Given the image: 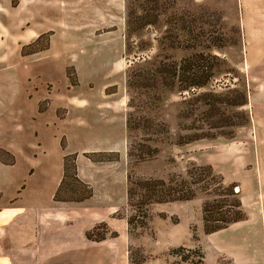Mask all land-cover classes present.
<instances>
[{
    "label": "rangeland",
    "instance_id": "rangeland-1",
    "mask_svg": "<svg viewBox=\"0 0 264 264\" xmlns=\"http://www.w3.org/2000/svg\"><path fill=\"white\" fill-rule=\"evenodd\" d=\"M256 46L264 49V0H0V203L23 211L57 206L62 157L80 151L77 176L91 187L88 204L98 208V218L118 233L130 217L136 225L145 220L135 236L159 255L168 243L188 241L185 215H191L195 239L200 232L206 247L204 264H213L210 243L217 235L206 241L203 204L218 198L212 191L220 186L230 193L252 181L248 169L262 178L264 57ZM157 74L171 75L172 83L152 85ZM199 74L202 84L187 85L186 76ZM130 75L139 85H128ZM104 93L123 102L111 133L98 109ZM78 99L89 107L66 108ZM128 118L136 129L128 128ZM201 132L215 136L177 144ZM138 142L158 148L157 155L130 157V143ZM203 165L221 179L219 186L197 170L203 181L191 200L150 203L144 218L130 205L132 180L174 174L189 181L187 170ZM133 190L135 201L140 191ZM161 214L181 221L167 225ZM171 250L165 256L185 262ZM129 252L133 261L144 259L139 248ZM181 253L203 257L200 245Z\"/></svg>",
    "mask_w": 264,
    "mask_h": 264
},
{
    "label": "crops",
    "instance_id": "crops-1",
    "mask_svg": "<svg viewBox=\"0 0 264 264\" xmlns=\"http://www.w3.org/2000/svg\"><path fill=\"white\" fill-rule=\"evenodd\" d=\"M254 43L256 45V42ZM258 47H254L256 48L254 53L259 50ZM259 51L264 57L262 54L264 49ZM245 54H247L246 51ZM245 57L246 61L249 60L247 55ZM103 96L104 98L100 96L101 100L98 101V109L105 111L102 119L111 124V127L108 126L111 133L114 122L113 115L119 112V107L123 102L116 97V93H104ZM262 96L264 97V94ZM65 106L82 111L89 107V103L85 104L78 99L71 104L66 103ZM259 133L263 135L264 126L259 129ZM112 148L107 147L106 149L111 151ZM73 153L76 154L77 171L80 173V153L82 152L74 151ZM259 169L257 172L262 178L256 180L251 170L248 169L252 175V181L249 180L251 185L249 182L245 186L240 182L235 185L238 187L245 218L230 223L220 230L211 233L203 232L206 234V241L217 235L210 243L213 251V264H264V173L262 172L264 166H259ZM88 199L65 206L62 205L64 203L54 202L57 206L52 208L30 205L24 211L20 207H8L0 203V264H179L174 263V258L171 255L165 256L164 252L177 247L191 249L195 245H200L202 248L203 260L201 264H204L206 247L204 248L201 244L200 232L199 239H195L197 236H192L194 231L191 230L189 224L192 222L191 215L187 216L185 213H181L179 216L180 218L185 215L190 221L186 235L188 241L182 239L176 243H168L166 244L167 248L157 255L151 251L152 247H146V244L142 243V235H131L127 226L121 233L110 228L105 221L98 218V208L90 206L88 204L90 199ZM166 210L172 209L167 208ZM162 219L171 226H175L181 221L180 219L170 223L167 219ZM101 222L105 223L109 232H116V236H106L99 241L88 239L86 232ZM167 228L175 240L179 239L173 232L175 229ZM155 237L154 233L149 238L154 241ZM122 238L123 240L120 242ZM207 245L210 248L209 242ZM132 247L139 248L144 254L142 261L131 260L129 251ZM180 264L193 263L185 261Z\"/></svg>",
    "mask_w": 264,
    "mask_h": 264
},
{
    "label": "trees",
    "instance_id": "trees-1",
    "mask_svg": "<svg viewBox=\"0 0 264 264\" xmlns=\"http://www.w3.org/2000/svg\"><path fill=\"white\" fill-rule=\"evenodd\" d=\"M172 71L176 72L175 69ZM139 73L141 72H138V74H134V76H139ZM157 75L158 76L155 75L152 76L151 78L153 80L152 85H154L158 81L162 83L164 79H166L165 81H169L167 84L172 83V80L171 81L167 80L171 75H167V76H162L161 74H157ZM191 76L194 75H188L184 79L188 82L187 85H192V84L200 85L203 83V80H201L202 78L201 74L197 75L199 80L198 79L193 80L190 78ZM158 77H160L159 79L161 80H159ZM132 78L133 76L130 75L128 79V85L129 86L139 85L136 82H134L133 84ZM148 80H150V78ZM140 85H144V82H142ZM148 85L149 84L144 85V87L147 88ZM132 121L133 120L131 118L130 119L128 118L127 126L129 129H136L137 122H133L135 123L133 125L131 124ZM243 122H246V119H244ZM150 125L151 123L150 122L148 123L147 121V123H145L142 127L145 128V126L149 127ZM213 136L215 135L208 134V132L207 133L201 132L186 137L183 136L181 139H179L177 144H185L201 138L213 137ZM147 145L148 144L139 143V142L134 143L133 145L130 143L128 147L129 148L128 155L130 157H135L138 160H144L155 157L158 153V148ZM138 147H140L139 152L135 153ZM143 147H145L146 149L144 148L143 150H141ZM94 153L96 152H92L91 154L93 155ZM75 159H76L75 153L64 154L62 157V176L53 195V200L56 202L80 203L92 196L91 187L87 183L81 181L77 176V166ZM197 170L202 171L204 176L213 179V184L215 185L218 184L217 186H219L221 179L218 178L217 175L213 173V170L210 167V165H203L199 167L192 166L190 169L187 170V174L190 177L189 181H185L184 179L178 178L174 174L171 175L167 180L159 179V178L132 180L129 183V187L127 190V195L130 205L131 206L134 205V207L137 208V210H141L140 212L143 213L142 217L144 218L146 217L145 206H147L150 203L163 204L169 202H183V201L191 200L194 196V185L203 181V178L200 176L201 172L196 173ZM217 179L219 180V182ZM201 186H204V184L203 185L201 184ZM134 187H137V189L140 191V198L136 199L135 201H133ZM235 187L236 186L230 187V189L232 188V190L230 193L229 192L227 193L228 187L224 188L223 186H220L217 189V192L214 190L212 191L213 194L218 198H214L213 200L205 202L203 204L202 222L205 233H211L220 230L228 226V224L230 223L245 218V213L242 210L239 192L234 191ZM204 188L207 189L206 186H204ZM160 217L165 218V214H161ZM176 221L177 220H174L173 222ZM145 224H146L145 220H142V222L136 225L134 224V217H130L127 219L128 232L130 234L135 235V232H137L139 229H142V227H144ZM106 236H116V232H109L105 223L103 222L98 223L92 229L86 232V237L92 240L99 241L104 239ZM192 236L195 237L194 233H192ZM182 250H184L183 247H177L171 250L170 253L179 255L182 261H190L193 264L201 263L202 261L201 258L203 257H199L198 260L194 261L193 259H190L188 254H182L181 253ZM130 257H131V253H130Z\"/></svg>",
    "mask_w": 264,
    "mask_h": 264
}]
</instances>
